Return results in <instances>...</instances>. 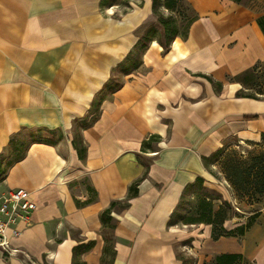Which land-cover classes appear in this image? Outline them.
<instances>
[{
	"label": "crops",
	"instance_id": "obj_1",
	"mask_svg": "<svg viewBox=\"0 0 264 264\" xmlns=\"http://www.w3.org/2000/svg\"><path fill=\"white\" fill-rule=\"evenodd\" d=\"M188 1L198 15L188 37H176L167 52L151 41L144 70L127 74L103 101L100 118L79 128L86 148L81 159L74 146L78 123L143 38L137 32L154 0H0V155L27 130L63 135L55 144L33 142L8 169L0 193L24 188L37 209L30 226H17L18 236L9 232L14 252L0 254V264H107L101 216L114 202L109 264H173L143 252L153 238L169 239L157 213L173 205L174 185L205 178L202 149L210 140L222 146L225 117L255 114L234 111L236 103L225 111L243 88L228 77L264 61V32L252 10L233 0ZM135 2L143 6L129 11ZM206 77L221 82V91ZM194 83L201 86L195 94ZM243 123L236 134L247 136L240 138H262L264 116ZM138 181L139 195L130 198ZM131 241L136 251L126 246ZM193 246L197 264L225 253L264 264V211L243 237L214 240L208 228Z\"/></svg>",
	"mask_w": 264,
	"mask_h": 264
},
{
	"label": "rangeland",
	"instance_id": "obj_2",
	"mask_svg": "<svg viewBox=\"0 0 264 264\" xmlns=\"http://www.w3.org/2000/svg\"><path fill=\"white\" fill-rule=\"evenodd\" d=\"M129 0H110L109 2L125 3ZM173 1L171 5L173 8L169 9L168 4ZM154 0V9L150 17L148 18L146 25H149L147 29L149 37L152 39L159 40L164 44L168 42L171 36L175 33L180 35H186L191 23L198 18L195 9L192 7L188 0ZM232 1V0H231ZM239 6H245L248 9H254V13L258 15V24L260 19L263 20L264 26V0H233ZM129 4V3H128ZM136 6H143L142 3H134V6L128 5L130 11ZM261 27V26H260ZM140 54H137L132 59V62L124 64L114 70V76L112 80L105 86V88L98 93L96 100L100 98H111L114 92L119 89L125 81L128 73H125V69L131 66L133 63L138 62ZM138 71H143L144 68L141 64L138 66ZM132 74V73H129ZM246 77V76H245ZM246 79L249 80L248 77ZM253 80V78H251ZM251 84V82H250ZM249 93H255L248 91ZM236 97V94L234 95ZM95 100V101H96ZM261 100H264L262 98ZM235 102H225V111L227 112L229 107ZM95 113V112H94ZM262 114H248L247 116L238 117H225L224 129H230L233 132V136L224 139L222 142V151L216 154L212 158L207 159L205 162L206 172L204 173L205 178L200 177L201 180L197 181V178L193 185H187V191L184 198L177 210L173 222H179L178 225H173L169 229V232L174 234L169 239L163 237L153 238L155 242L146 243L143 245L144 254L151 255L154 251L152 248L160 246L162 252L160 253L163 259H171L173 264H197L196 253L198 250L194 249V238L202 235L206 229H211V225L196 224V225H183L185 218L191 217L194 210L198 206L202 205L201 201L203 198L213 201L215 210L222 209V214L227 219L223 224V227L227 231H232L240 226H246L250 221L256 220L257 217L264 211V199L260 197L253 198L252 195H248L244 192L237 191L236 188L231 184L228 178L227 170L228 166L231 165L244 167L250 163L253 156L261 155L264 153V142L262 138L257 140L252 139L251 141L243 140L236 134L239 128L244 124V120H253L257 117L260 119ZM243 123V124H242ZM79 123L77 132H79ZM61 133L55 135L49 134V132H41L36 130H27L20 133L12 147H9L4 153L0 155V192L3 182L5 181L6 174L10 168V164L20 158L27 148L36 141L46 140L54 141L58 138ZM261 141V142H260ZM159 150V149H158ZM155 151L156 153L158 152ZM145 165H149V162H145ZM122 207L125 204H121ZM121 209V208H119ZM116 224L112 222L109 227H106V238L109 246V258L107 264L110 263L111 258L114 255L113 251V236L112 231ZM199 226V227H197ZM218 229H221L222 224L216 225ZM184 232V235H178L179 232ZM177 234V235H175ZM167 241V242H165ZM130 251H136V246L133 241L126 245ZM194 249V250H193ZM151 251V252H150ZM199 253V251H198ZM154 255V254H152ZM171 258H167V257ZM213 257L210 259L202 260L201 264H209ZM244 264H252L246 262Z\"/></svg>",
	"mask_w": 264,
	"mask_h": 264
},
{
	"label": "trees",
	"instance_id": "obj_3",
	"mask_svg": "<svg viewBox=\"0 0 264 264\" xmlns=\"http://www.w3.org/2000/svg\"><path fill=\"white\" fill-rule=\"evenodd\" d=\"M167 1V0H166ZM170 1V0H168ZM109 0H104L103 4H107ZM173 1H170V3L167 5L169 9L173 8V5H171ZM155 4V3H154ZM250 10H253L250 8ZM197 19V18H196ZM196 19L194 21H196ZM193 21V22H194ZM192 22V23H193ZM191 23V24H192ZM259 25L261 26L263 32H264V26H263V20L262 18L259 21ZM189 31V30H188ZM178 36L181 37H188V32L186 35H180V34H173L171 38L166 42L165 44L160 41L161 44L164 45L165 51H169L171 48V44L174 41V39ZM153 39L149 37V33H146V35L141 39V41L137 44L134 51L130 53V55L127 57L125 62L121 65L128 64V62H132V59L137 56V54H140V59L138 62L133 63L131 66H129L127 69H125V73H133L135 71H138V66L141 64L142 66V56L149 48V45ZM249 78L246 79V77ZM214 86L216 92H220L222 89V83L216 82L210 77H206ZM253 78V80H251ZM229 81H238L243 85L242 90H240L237 93L238 98H250V99H256L261 100L264 98V61H261L257 63L252 69L238 75L237 77H228ZM251 82V84H250ZM248 91H252L255 93H249ZM106 98H100L96 100L93 103L91 111L88 113V115L79 122L80 128H86L91 125H93L101 115V107L102 103ZM95 112V113H94ZM257 118V117H256ZM49 134L55 135L56 132L49 131ZM63 139V135L60 134L57 139L54 141H46V140H39L36 142H46L50 144H55L57 141H60ZM160 137L153 136L152 140L158 141ZM16 140V138L14 139ZM14 140H12L10 147L14 144ZM262 141L264 142V133H262ZM74 146L78 150L80 158H85L86 148L83 144L81 133H76V138L74 141ZM30 147V146H29ZM28 149L25 151V153L18 158L16 161L10 164V167L17 161L22 160L26 157ZM223 148H220L213 156L216 154H219L222 151ZM212 156V157H213ZM210 157V158H212ZM209 158H206V161ZM228 178L231 184L236 188L237 191L244 192L246 194L252 195L253 198L260 197L264 199V153L261 155L253 156L250 160V163L246 164L244 167L239 166L237 164L236 166H228L227 170ZM201 180L199 177L197 181ZM193 185V184H191ZM139 186L140 181L136 182L130 189V198L137 197L139 195ZM90 192L93 193V190L89 188ZM187 187L185 191L183 192L181 201L176 208V210L173 212L171 216V220L169 222V226L178 225L179 222H173L174 216L179 209V206L184 198V195L186 194ZM94 200V199H92ZM90 200V201H92ZM202 205L198 206L196 210L192 213L191 217L185 218L183 221V225H196V224H206L212 226V238L214 240H219L223 237H243L246 235L248 230H250L256 220L250 221V223L246 226H240L232 231H227L223 224L227 220L225 216L222 214V209L216 211L214 207V203L211 200H208L206 198H203L201 201ZM119 203H112L111 207L103 212L101 219L105 227H109V225L113 222L112 212L113 209L118 206ZM124 207V206H123ZM258 218V217H257ZM222 224L221 229H218L216 225ZM115 228V226H114ZM77 255V250L75 252ZM246 262H249L244 255L242 254H234V253H225V254H219L212 258V261L209 264H244Z\"/></svg>",
	"mask_w": 264,
	"mask_h": 264
},
{
	"label": "built area",
	"instance_id": "obj_4",
	"mask_svg": "<svg viewBox=\"0 0 264 264\" xmlns=\"http://www.w3.org/2000/svg\"><path fill=\"white\" fill-rule=\"evenodd\" d=\"M37 209V204L31 194L24 188L10 189L0 193V254L11 255L14 250L9 238V232L18 236L17 226L25 223L32 224V215Z\"/></svg>",
	"mask_w": 264,
	"mask_h": 264
},
{
	"label": "bare ground",
	"instance_id": "obj_5",
	"mask_svg": "<svg viewBox=\"0 0 264 264\" xmlns=\"http://www.w3.org/2000/svg\"><path fill=\"white\" fill-rule=\"evenodd\" d=\"M147 28H149V25H145L143 28H141L138 32L137 35L138 37L145 36V32L147 31ZM138 37H134L132 40V43H135L138 39ZM180 66L182 68L185 67V63H181ZM190 89H192L193 93L200 92L201 86L197 84H192L190 86ZM236 104L232 108L234 111L239 112V113H255V114H262L264 115V100H256V99H250V98H238L236 99ZM249 130L252 132L256 130L254 126H250ZM243 136H247V134L243 133ZM251 135V134H249ZM223 136L224 139H228L233 136V132L230 129H224L223 130ZM210 144L208 146H205L202 149V152L205 154L206 157L210 158L212 157L222 146L219 142L216 141H209ZM261 142V141H260ZM166 145V144H165ZM185 184H176L172 187L171 193L169 195V200L172 202L173 205H169V208L165 210L164 212H158L157 217L160 219V228L162 230V233L164 234V237L168 238L173 236L174 234L170 233L169 231L166 230V226L168 225L171 215L174 212V204L178 202V200L181 198L183 191L185 190ZM174 208V209H173ZM178 235H184V232H179L177 233ZM175 234V235H177ZM146 236L143 235L142 239H144ZM155 253V255H159L162 252V248L160 246H156L152 248Z\"/></svg>",
	"mask_w": 264,
	"mask_h": 264
}]
</instances>
